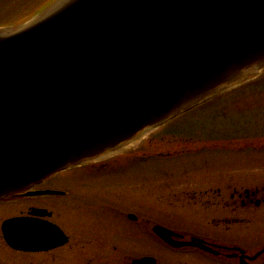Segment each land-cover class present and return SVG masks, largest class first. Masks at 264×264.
Segmentation results:
<instances>
[{
  "label": "water",
  "instance_id": "water-1",
  "mask_svg": "<svg viewBox=\"0 0 264 264\" xmlns=\"http://www.w3.org/2000/svg\"><path fill=\"white\" fill-rule=\"evenodd\" d=\"M263 68L264 0H58L26 26L0 30V201L117 151ZM29 216L3 224L12 249L67 243L37 219L47 211ZM154 233L207 249L163 227Z\"/></svg>",
  "mask_w": 264,
  "mask_h": 264
},
{
  "label": "rangeland",
  "instance_id": "rangeland-1",
  "mask_svg": "<svg viewBox=\"0 0 264 264\" xmlns=\"http://www.w3.org/2000/svg\"><path fill=\"white\" fill-rule=\"evenodd\" d=\"M2 12L0 19L7 21L12 17L10 11ZM263 76L264 70L235 84L227 92L236 91L243 83L248 84ZM222 114L235 125L248 123L247 132L236 135L233 141H221L209 146L204 143L184 144L179 137L165 136V128L162 127L140 135L134 142L121 148L116 159H107L113 162L117 160L120 166L116 171L107 167L92 173L90 169L81 168L52 178L49 189L68 191V198L55 197L44 201L8 198L1 202L0 264H35L39 259L35 255L8 250L1 239L2 223L9 218L26 215L32 207L52 212L56 216L55 221L71 237L70 245L75 246L73 252L69 253L70 249L67 248L58 255H63L64 261L72 258V264H85L93 257L108 252L110 245L127 246L137 251L139 258L154 253L160 264H200L196 260L166 257L163 244L147 229L149 219L155 223L166 222L171 227L205 233L202 229L215 219L221 221L230 216H255L249 223L229 227L216 223L210 227L217 228V233L213 235L219 238L243 241L256 249L262 246V207H252L233 215L229 212L231 208L228 204L235 190H254L264 182V93L232 96L226 106L217 110L216 119L211 115V127L223 125ZM233 132L237 133L234 129ZM251 135H260V138ZM180 154H183L182 158L178 157ZM134 159V163L141 164L134 168L126 165L134 164L131 163ZM103 162L106 161L100 159L90 164ZM129 214L138 217V224H130L116 217ZM68 220L71 223L66 227ZM138 225L143 229H138ZM227 228L230 232L225 230ZM112 264L120 263L113 259Z\"/></svg>",
  "mask_w": 264,
  "mask_h": 264
},
{
  "label": "flooded vegetation",
  "instance_id": "flooded-vegetation-1",
  "mask_svg": "<svg viewBox=\"0 0 264 264\" xmlns=\"http://www.w3.org/2000/svg\"><path fill=\"white\" fill-rule=\"evenodd\" d=\"M108 166H90L91 170L94 169H107ZM46 184L40 185V188L45 189ZM48 186V185H47ZM39 188V189H40ZM230 200L232 202L231 205L238 206L240 205L242 209H250L252 207H262V219L264 220V182H262V187L258 188L257 190L250 192L249 194L246 193V191L239 192L238 190H235L233 194L230 197ZM230 204H228L229 206ZM18 217H26V216H18ZM56 216H50L46 220L59 226L62 231L66 233L64 228L55 221ZM71 220V216H68ZM229 217V216H227ZM255 218V216H230L229 218H223L221 219H215L209 226L206 225L207 228L202 229V232H206V229L209 233H203V234H216L217 228L210 227L212 224H219L223 223L226 224L227 227L229 225H235L237 223H249ZM150 226L147 229H153L155 222L152 220H147V224ZM71 222L68 220V222L65 224L69 225ZM163 226L171 229L172 231L176 232L180 236L184 238L185 241H189L192 237L197 236L194 233H190L187 231H184L183 228L180 227H169L166 222L162 224ZM225 225V226H226ZM226 231L230 232V230L227 228ZM218 231V230H217ZM262 232H264V229H262ZM201 233V232H200ZM230 234V233H228ZM66 235L69 238V243L66 246L56 248L53 250L43 251L36 254H26V255H35L38 256L39 259L35 262V264H72L73 261H71V255L70 260L66 259L64 261V258H62L63 255H58L59 252L62 250H65L67 248L70 249L68 251L69 253L73 252L72 248H75V246H71V237L66 233ZM2 239V236H1ZM264 239H262L263 241ZM204 241H206L207 245L213 249V252H206L200 249H196L193 247H183L179 249H175L173 247L163 245L166 252V257H178L182 260H196L197 262H200V264H241L242 262H246L247 264H264V241L262 243V246L259 248H251L247 245H241V244H235L233 241H231L229 238H221V239H215L210 240L208 238H204ZM8 248V247H7ZM8 250H11L8 248ZM25 254V253H21ZM102 254V253H100ZM147 254L148 256L143 257H151L156 259L157 264H160L159 258L154 254ZM257 254H260L257 259L254 261L250 260ZM102 256V257H100ZM62 258V259H61ZM117 259L120 264H132V262L136 259H139L138 252L133 251V249L125 246H117V245H110V250L103 255L95 256L92 260H89L85 264H112V260ZM180 264V262H179Z\"/></svg>",
  "mask_w": 264,
  "mask_h": 264
},
{
  "label": "trees",
  "instance_id": "trees-1",
  "mask_svg": "<svg viewBox=\"0 0 264 264\" xmlns=\"http://www.w3.org/2000/svg\"><path fill=\"white\" fill-rule=\"evenodd\" d=\"M53 1L54 0H0V6H2L0 8V16L4 13L2 11H5V13L10 11L12 13V17L7 21L0 19V27L21 24L34 16L38 10ZM260 92L264 93V76L244 85L232 93L217 97L183 114L170 123L164 129L163 134L171 138L174 136L179 137L182 143L193 145L204 143L203 145L211 146L212 144V146H214L221 141H233V137L236 135H241V132L242 134L247 132L248 123L235 125L231 119H228L225 114H222L223 125L219 126L216 124L211 127L209 121L211 120V115L216 119L217 110L223 105L226 106L227 103L230 102L232 96L242 97ZM233 129L236 130V134L233 132ZM251 136L258 138L260 135ZM199 148L200 147L197 149L199 150ZM198 150L196 152H198ZM182 156L183 154L178 155L179 158H182Z\"/></svg>",
  "mask_w": 264,
  "mask_h": 264
}]
</instances>
